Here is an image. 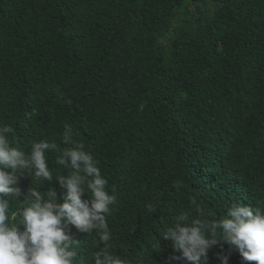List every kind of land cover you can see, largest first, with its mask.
Returning <instances> with one entry per match:
<instances>
[{"label":"trees","instance_id":"trees-1","mask_svg":"<svg viewBox=\"0 0 264 264\" xmlns=\"http://www.w3.org/2000/svg\"><path fill=\"white\" fill-rule=\"evenodd\" d=\"M16 1L0 0V126L26 153L40 140L56 148L46 150L51 180L24 171L10 224L31 188L65 194L66 123L116 195L112 255L128 247L129 260L167 264L174 249L161 234L176 215L264 206V0ZM68 231L73 264H94L98 230ZM214 249L228 264H257L226 242L208 264H223Z\"/></svg>","mask_w":264,"mask_h":264},{"label":"clouds","instance_id":"clouds-1","mask_svg":"<svg viewBox=\"0 0 264 264\" xmlns=\"http://www.w3.org/2000/svg\"><path fill=\"white\" fill-rule=\"evenodd\" d=\"M11 132L10 126H0V264H73L76 253L71 250L69 225L81 232L98 230L99 251L94 264H152L147 257L127 259L128 247L120 251L121 256L110 253L111 232L106 217L116 202V195L106 190L108 181L97 160L82 142L73 139V127L68 123L64 125L63 142L71 147L56 160V164L67 167L70 163L74 170L68 176L57 175L60 188L66 189L65 194L58 198L56 190L49 189L45 196L31 188L23 199L25 206L12 214L21 218L19 226L10 224L9 197H21L17 185L24 171L32 178L51 180L53 173L46 150L56 148L54 143L40 140L33 142L30 153H26L11 144ZM192 203L195 205L196 201ZM148 208L152 211L151 205ZM198 212L200 218L191 222L187 213L176 215L173 226L161 234L171 241L174 249L167 264L173 261L208 264L209 249L221 242L237 250L242 261L264 264V206L233 203L223 216L206 213L203 208ZM101 242L103 247H99ZM212 252L217 262L228 264V256L221 258V252L219 255L215 249Z\"/></svg>","mask_w":264,"mask_h":264},{"label":"rangeland","instance_id":"rangeland-1","mask_svg":"<svg viewBox=\"0 0 264 264\" xmlns=\"http://www.w3.org/2000/svg\"><path fill=\"white\" fill-rule=\"evenodd\" d=\"M31 3L30 0H17L15 6H21V5H29ZM2 5V4H0ZM9 7V5H3L2 10L3 11L5 8ZM91 14H99L100 16L103 15V9L99 6L98 3L94 5V7L90 10ZM63 16L54 14L53 18L56 22H59L62 19Z\"/></svg>","mask_w":264,"mask_h":264}]
</instances>
